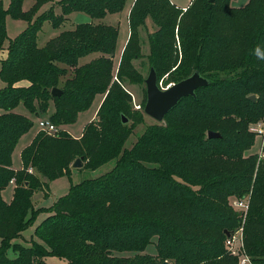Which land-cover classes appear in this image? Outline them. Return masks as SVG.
<instances>
[{
	"label": "trees",
	"instance_id": "trees-1",
	"mask_svg": "<svg viewBox=\"0 0 264 264\" xmlns=\"http://www.w3.org/2000/svg\"><path fill=\"white\" fill-rule=\"evenodd\" d=\"M127 1L58 0V14L55 5L39 12L55 0H34L26 11L24 0H10L8 9L0 0V50L8 39V15L28 23L1 60L6 86L0 88V264H47L51 255L69 264H240L226 246L225 230L233 233L242 225L246 264H264V158L246 155L256 137L250 125L264 118V0L242 7L232 0H192L185 11L170 0H135L130 37L116 68L119 28L95 20L122 12ZM76 11L92 20L38 45L44 22L60 28ZM148 17L158 26L149 56L158 80L169 72L176 83L199 71L210 84L198 88L195 98H183L165 121L148 125L126 148L144 121L127 84L145 81L132 60L140 52L138 28ZM175 34L183 58L171 71ZM93 53L98 56L80 63ZM54 87L60 96L52 94ZM97 95L104 99L81 137L62 129ZM21 103L35 116L53 103L49 119L58 131L40 129L16 170L14 149L34 125L16 111ZM209 131L221 136L210 138ZM76 158L92 170L116 163L101 176L73 184L52 207H36L34 193L47 194L52 180L70 176ZM13 179V197L6 201L2 192ZM245 197L246 215L231 203ZM42 211L49 215L36 226L31 245H12ZM155 236L156 254L144 252ZM10 247L19 254L10 257Z\"/></svg>",
	"mask_w": 264,
	"mask_h": 264
},
{
	"label": "rangeland",
	"instance_id": "rangeland-1",
	"mask_svg": "<svg viewBox=\"0 0 264 264\" xmlns=\"http://www.w3.org/2000/svg\"><path fill=\"white\" fill-rule=\"evenodd\" d=\"M3 2V5L5 9H8L10 6V0H1ZM58 0H55V2H48L46 5L44 4L39 12L45 11L49 8L51 5H55V10L59 14L61 13V7L57 4ZM173 2V4H176V6H183L188 5L191 0H170ZM233 1V0H232ZM231 1V5H232ZM131 1L127 2V7L121 12V13H110L105 19H96L95 21L114 25L119 28V38H118V45L116 50V55L114 57L115 60V66L116 68L119 67L120 60L122 57V53L125 48V43L128 42L129 39V17L127 16V12L129 9V4ZM34 2L33 0H24L23 2V9L29 10L33 6ZM191 4V3H190ZM189 4V5H190ZM233 6V5H232ZM187 9V7H186ZM185 8L183 11L186 10ZM91 19V17L84 13V12H73L68 16V19L63 23V25L60 28H54L52 24L49 21L44 22L42 29L38 33V45L44 46L47 41L53 37H55L57 34H59L62 30L65 29H73L78 22H81L83 20ZM7 24V33H8V39L4 43L3 49H1V56H0V70H1V60L3 59L6 49L8 50V46L10 43V40L15 38L17 35H19L28 25V23L24 20L20 19H14L10 15L7 16L6 20ZM158 26L153 22V20L148 17L146 20V23L139 26L138 28V34L136 36L137 39V46L139 49V56L136 59L132 60V63L134 67L143 75V79H145L149 72H150V61L149 56L151 54V36L154 33L155 30H157ZM128 38V39H127ZM5 49V50H4ZM172 49H174L173 52V58L176 59L174 65L172 66L171 71L177 69L180 67L182 58H183V51L181 48V43L179 40V37L177 34H175V40H173ZM98 53L90 54L89 56H86L81 59V63H85L90 60L92 57H97ZM117 70V69H116ZM225 76V74H221V76ZM174 82L171 79V75L169 72L165 73L160 77V84L162 87H167L172 85ZM6 86V83L3 81L0 75V88H3ZM127 90L130 93L132 97V106L134 109L139 110L144 115V121L138 124L128 140L126 141L124 147L131 148L133 145L137 142L138 138L142 135L145 128L153 123H158L155 119L148 116L147 114H144V106L146 103V85L145 81L143 83H134V84H127ZM99 102H100V96H96L95 100L93 101L92 105L84 110L81 111L78 115V118L75 122L66 124L62 126V129L68 131L70 134H72L74 137H81L83 130L87 123L92 121L96 113L99 109ZM55 107L52 103L46 113L42 114L43 118H49V116L54 112ZM16 111L19 113H22L24 115H28L33 121L34 125L30 129V131L24 135L18 145H16L15 150V161L18 165L21 161V155L20 151L21 148L27 144L28 140L30 139V136L35 134V132L39 129V126L37 124V117L32 114L22 103L16 108ZM261 120H264L261 119ZM259 120V121H261ZM165 121V120H164ZM258 122V121H257ZM255 123V122H253ZM263 137L256 135L254 145L249 151L259 152L261 150V144H262ZM247 151L246 155L251 154V152ZM75 161V160H74ZM116 163V160H110L104 165L100 166L96 170L87 169V168H73L71 175H64L60 178L54 179L51 181L49 185L48 193L45 194L44 191H38L34 193L33 200L35 201L36 207H45L50 208L54 205V203L61 197L69 193L71 186L73 184H77L84 179L87 178H95L98 176L103 175L104 173L111 170ZM72 167V165H71ZM32 172H34V169H31ZM14 184V183H13ZM13 185L9 184L8 187L4 190L3 196L6 200H11L13 197ZM234 200V198H231V203ZM49 215L48 211H42L40 212L34 222L22 233V237L17 238L13 240L11 243L14 245L15 243L19 242L22 243L24 246H29L32 243V239H36L34 236V231L36 226L46 217ZM238 229V228H237ZM236 229V230H237ZM38 240V239H37ZM156 240L157 237H153V240L148 246L146 247L145 251L146 253L150 254H156ZM0 245H1V238H0ZM119 255L129 256L133 255L134 252L125 251V252H116ZM19 254L18 251L14 250L13 247H10L8 249V255L10 257H15ZM47 264H69V262L66 259L59 258L57 256H48L46 258Z\"/></svg>",
	"mask_w": 264,
	"mask_h": 264
},
{
	"label": "water",
	"instance_id": "water-1",
	"mask_svg": "<svg viewBox=\"0 0 264 264\" xmlns=\"http://www.w3.org/2000/svg\"><path fill=\"white\" fill-rule=\"evenodd\" d=\"M214 1V0H211ZM210 84V80L203 76L199 71L193 72L188 77L173 83L170 86L162 87L160 80H158V74L154 67H151L148 76L145 78L147 99L144 106V113L155 119L157 122H163L166 115L171 112L180 101L188 96L196 97V90L200 87H204ZM54 96H60L62 90L58 87L52 89ZM254 99L255 96H250ZM123 123H127L129 120L125 115H122ZM208 136L210 138H218L221 136L219 132L209 131ZM83 166L82 158H76L72 163V168H81ZM227 236L231 233L227 229L225 230ZM164 264H168L165 262Z\"/></svg>",
	"mask_w": 264,
	"mask_h": 264
},
{
	"label": "built area",
	"instance_id": "built-area-1",
	"mask_svg": "<svg viewBox=\"0 0 264 264\" xmlns=\"http://www.w3.org/2000/svg\"><path fill=\"white\" fill-rule=\"evenodd\" d=\"M37 124L41 130L46 131L50 134H56L58 131V127L49 119V118H38ZM250 130L254 132L256 135L262 136L264 139V120L252 123L250 125ZM264 140L262 143V148L259 153L260 157L264 158ZM32 168L29 169L30 172ZM14 179L11 181V183H14ZM232 205L244 212V215H246L248 208H249V198H234L232 201ZM226 246L228 249L232 252L234 255L240 256V264H246L249 263V257L244 252V244H243V225L240 226L237 230H235L233 233H231L227 240H226Z\"/></svg>",
	"mask_w": 264,
	"mask_h": 264
},
{
	"label": "crops",
	"instance_id": "crops-1",
	"mask_svg": "<svg viewBox=\"0 0 264 264\" xmlns=\"http://www.w3.org/2000/svg\"><path fill=\"white\" fill-rule=\"evenodd\" d=\"M129 1H131V3L129 4L130 6H129V9H128V12H127V16L129 17V14H130V12H131V9H132V7H133V5H134V2H135V0H128L127 2H129ZM248 1L249 0H233L232 1V5L234 6V7H242V6H244V5H246L247 3H248ZM33 2H34V0H33ZM192 2V0L190 1V3ZM173 3V2H172ZM189 3V4H190ZM189 4L188 5H183V6H179V8H182V9H186V7H188L189 6ZM46 5V4H45ZM126 5H127V3H126ZM176 5V4H175ZM127 6H125V8H126ZM124 8V9H125ZM119 13H121V12H119ZM110 14V13H109ZM109 14H107L104 18H102V19H105ZM92 19H87V20H83V21H81V22H78V19H77V24L78 23H83V22H89V21H91ZM97 22V21H96ZM128 22H129V19H128ZM130 27V26H129ZM58 35V34H57ZM56 35V36H57ZM128 37H130V32H129V36ZM128 39V38H127ZM128 41V40H127ZM127 44V42L125 43V45ZM5 50V49H4ZM7 53H8V50L6 49V52H5V55H4V57H3V59L7 56ZM0 56H1V51H0ZM93 58H95V57H92V58H90V60H92ZM82 59V58H81ZM81 59H80V63H81ZM89 60V61H90ZM88 62V61H87ZM86 63V62H85ZM81 64H83V63H81ZM21 84H28V82L27 81H22L21 82ZM98 96H100V102H99V106H100V104L102 103V101H103V99H104V95H98ZM22 114V113H21ZM97 114V113H96ZM28 116V115H27ZM37 117V119L38 118H43L42 117V115L41 116H36ZM96 117V116H95ZM36 119V120H37ZM39 130H40V128L35 132V134H33V135H31L30 136V139L28 140V142H27V144H25L22 148H21V151H20V155H21V152H22V150L27 146V145H29L31 142H32V140H33V138L35 137V135L39 132ZM28 133V132H27ZM26 133V134H27ZM26 134H24V135H26ZM23 135V136H24ZM22 136V137H23ZM21 137V138H22ZM21 138H20V140H21ZM20 140H19V142H20ZM264 140V139H263ZM263 140H262V143H263ZM18 142V143H19ZM18 145V144H17ZM17 147V146H16ZM261 148H262V144H261ZM15 150H16V148L14 149V152H13V167L16 169V170H18V169H21L22 168V159H21V161H20V163L17 165L16 164V161H15V158H14V156H15ZM261 151V150H260ZM260 151L259 152H255V153H260ZM249 152H251V154L252 153H254L253 151H249ZM72 170H73V168H72ZM51 183V182H50ZM50 183H49V185H50ZM11 185H13V189H14V184L13 183H10ZM4 193V190H3V192H2V194ZM4 197V196H3ZM5 199V198H4ZM6 200V199H5ZM6 201H9V200H6ZM35 202V201H34ZM23 236V235H22Z\"/></svg>",
	"mask_w": 264,
	"mask_h": 264
}]
</instances>
